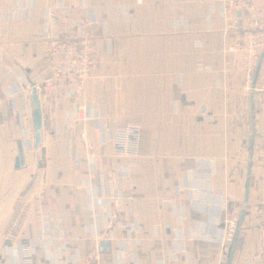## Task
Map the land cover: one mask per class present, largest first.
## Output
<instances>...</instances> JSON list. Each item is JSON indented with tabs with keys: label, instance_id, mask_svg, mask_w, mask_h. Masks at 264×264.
<instances>
[{
	"label": "crops",
	"instance_id": "obj_1",
	"mask_svg": "<svg viewBox=\"0 0 264 264\" xmlns=\"http://www.w3.org/2000/svg\"><path fill=\"white\" fill-rule=\"evenodd\" d=\"M225 1L0 0V264L27 240L33 264H264V57L256 76L229 64ZM54 37L90 43L93 66L47 89ZM134 113L141 153L116 157Z\"/></svg>",
	"mask_w": 264,
	"mask_h": 264
},
{
	"label": "built area",
	"instance_id": "obj_2",
	"mask_svg": "<svg viewBox=\"0 0 264 264\" xmlns=\"http://www.w3.org/2000/svg\"><path fill=\"white\" fill-rule=\"evenodd\" d=\"M18 5V4H17ZM235 12H239L236 14ZM224 13L229 15L230 25H236V36L231 38L226 46L230 55L229 64L253 75L260 57L264 51V0H227ZM6 14L0 13L3 20ZM48 26V24H46ZM45 26V34H48ZM81 37L84 33L81 32ZM49 58L52 75L39 79L40 84L47 89H54L60 81L79 80L87 77L93 66V49L90 43H78L74 40L54 37L50 39ZM77 111L73 118L88 119L87 107L80 100L77 101ZM145 119L142 113L123 115L117 119L111 139L114 143L116 157H138L141 153ZM30 143L31 134H27ZM89 155L93 152L89 151ZM235 233L234 222L226 230L225 241L230 242ZM21 257L19 264H33L32 256L39 246L37 240L21 241ZM83 264H103L99 259H87ZM109 264H117L111 262Z\"/></svg>",
	"mask_w": 264,
	"mask_h": 264
},
{
	"label": "water",
	"instance_id": "obj_3",
	"mask_svg": "<svg viewBox=\"0 0 264 264\" xmlns=\"http://www.w3.org/2000/svg\"><path fill=\"white\" fill-rule=\"evenodd\" d=\"M263 57H264V51H263V53H262V55L260 57V60H259V62L257 64V67L255 69V73H254L255 76L258 73L259 66H260V63H261V60L263 59ZM31 93H32L31 100H32L33 105H34V109H33V112H32L33 121H34V127H35L34 139H35V145H36V147H38L39 144L41 143V135H42V113H41L40 100H39V97H38L37 88H33ZM23 159H24V156H23V144H22V142H20L19 143V155L16 158V165H15L16 168L20 167V166H23V164H24L23 163ZM247 199H248V192H247V196H246V201H247ZM243 214H244V211L242 213L241 220H242ZM240 223H241V221H240ZM240 223H239V227H240ZM239 227H238V229L236 231V236H237V232L239 230ZM235 238H234V241H233V248H234V244H235ZM99 251L100 252H106V253L113 252L114 251V243H113V241H110V240L100 241L99 242Z\"/></svg>",
	"mask_w": 264,
	"mask_h": 264
}]
</instances>
